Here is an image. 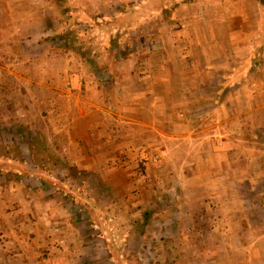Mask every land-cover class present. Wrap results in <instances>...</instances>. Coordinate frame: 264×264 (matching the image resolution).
I'll list each match as a JSON object with an SVG mask.
<instances>
[{"label": "rangeland", "instance_id": "rangeland-1", "mask_svg": "<svg viewBox=\"0 0 264 264\" xmlns=\"http://www.w3.org/2000/svg\"><path fill=\"white\" fill-rule=\"evenodd\" d=\"M231 26L264 64V0H0V264H264V85L197 80Z\"/></svg>", "mask_w": 264, "mask_h": 264}, {"label": "crops", "instance_id": "crops-1", "mask_svg": "<svg viewBox=\"0 0 264 264\" xmlns=\"http://www.w3.org/2000/svg\"><path fill=\"white\" fill-rule=\"evenodd\" d=\"M241 15L243 14H239V13H232V15L229 17V19H233V18H239L242 17ZM221 24H224V21H221ZM228 33H227V44L229 46H227L226 48V52L224 50V48H219V56L218 59L216 60V62L214 61L213 66L211 63H207L205 60H199L197 63V66L202 67L203 68V72L200 73V71L198 70V74H197V80L204 82L206 80V70L207 68H215V72H213V74L211 73L208 77L209 81L212 82V84H214L215 89L218 90L220 88L221 85L223 84H229L230 89L235 90L234 92H232L231 97H236L237 93H241V96L244 97V99H246L245 102V107H246V113L249 112L250 110V105H251V101H249V99H252V92H250V90L247 88L248 82H252V78L253 77H258L259 82L262 83L264 85V64L259 61V60H249L246 58L245 60H243V58H240L239 56V52H240V44L237 40H235V31L232 28V26L228 29ZM34 40V39H33ZM31 41V39H26L24 42L26 44H29ZM38 45L42 46L43 43L41 42H37ZM202 47H204V45H202ZM201 51V50H198ZM228 54V57H227ZM183 79L186 80H190L192 77L188 76L182 77ZM213 86V87H214ZM204 87H200L199 91L203 90ZM246 89H248L249 91H247ZM53 92H55L53 90ZM201 94V92H199ZM237 109V108H236ZM237 111V110H236ZM241 111L238 112V115H241ZM225 115V114H224ZM235 120L233 117L230 118L229 121L234 122L238 120V117L235 113ZM220 122V121H219ZM225 122L224 119L221 120V125ZM186 124V123H185ZM184 124V125H185ZM226 124V123H225ZM188 127V125H185ZM227 125H225L224 127H226ZM224 130H228L231 131L233 129V123L230 125L229 128H224ZM231 129V130H230ZM236 130V127H235ZM188 141L191 138V134H188L187 136ZM33 192V191H32ZM34 218H36V216H34ZM36 223L35 220H33V222H29L27 223V225H25L29 230V232H27V234L24 235V241H26L27 243H25L28 247L30 245H32L33 243H40L41 241L43 243H45L44 238L41 236L40 232L38 230L34 231V228H36V226H34ZM6 241V240H5ZM5 245H8V242H5ZM74 248L75 253H82V255L85 253L84 250L85 248H91L89 246H79L76 245ZM93 249V248H92ZM89 249V252H87L86 254H84V257H94V251ZM50 253L52 254L55 249L52 246L49 247ZM89 255V256H88ZM22 259H26L27 255L26 253H23ZM20 256V257H21ZM24 264H31L28 263L27 260L25 261Z\"/></svg>", "mask_w": 264, "mask_h": 264}]
</instances>
